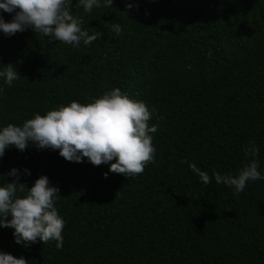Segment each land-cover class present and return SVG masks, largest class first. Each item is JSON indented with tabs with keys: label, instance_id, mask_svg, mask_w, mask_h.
Instances as JSON below:
<instances>
[{
	"label": "trees",
	"instance_id": "obj_1",
	"mask_svg": "<svg viewBox=\"0 0 264 264\" xmlns=\"http://www.w3.org/2000/svg\"><path fill=\"white\" fill-rule=\"evenodd\" d=\"M125 2L73 8L82 27L101 33L78 48L30 27L0 32V63L20 75L11 85L0 78V125L113 86L143 100L157 125L153 159L127 177L58 149L7 147L0 174L29 169L19 178L26 187L46 174L65 223L60 248L39 238L24 247L0 227V251L28 264H264V179L234 194L212 177L251 159L250 140L264 172V0ZM189 162L209 174L207 185Z\"/></svg>",
	"mask_w": 264,
	"mask_h": 264
},
{
	"label": "clouds",
	"instance_id": "obj_2",
	"mask_svg": "<svg viewBox=\"0 0 264 264\" xmlns=\"http://www.w3.org/2000/svg\"><path fill=\"white\" fill-rule=\"evenodd\" d=\"M101 4L110 5L112 0H76L74 6L72 0H0V10L12 13L7 20L0 15V32L10 36L30 27L49 40L56 39L77 48L81 42L89 45L101 33L82 27L83 18L73 8L82 6L83 12L88 13ZM134 6L135 0H126V8ZM110 28L118 34L121 24L112 22ZM19 76L11 62L0 63V78L5 84L11 85ZM151 114L143 100L113 86L90 101L81 103L73 99L43 114L35 112L20 124L0 125V157L9 146L23 151L31 144L37 149H58V154L69 161L80 162L86 158L94 165L105 163L108 171L127 177L142 172L145 164L153 159L155 147L150 134L156 131L157 125L148 123ZM243 151L251 159L242 162L235 174L212 171L216 183L231 186L234 194L241 192L246 182L264 179L256 159L255 141L250 140ZM188 166L205 185L209 183L206 171L194 162ZM21 174H30V170L13 166L0 174V227H11L14 241L24 247L38 238L43 242L55 240L56 247H62L65 222L54 204L59 196L58 186L50 184L47 175L41 174L26 187L19 180ZM102 174L107 176L108 172ZM4 175L13 179L4 180ZM0 264H28V261L23 256L0 251Z\"/></svg>",
	"mask_w": 264,
	"mask_h": 264
}]
</instances>
